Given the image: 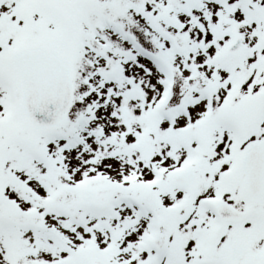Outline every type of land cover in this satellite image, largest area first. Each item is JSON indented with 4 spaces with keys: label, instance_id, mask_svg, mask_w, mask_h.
Listing matches in <instances>:
<instances>
[{
    "label": "snow or ice",
    "instance_id": "snow-or-ice-1",
    "mask_svg": "<svg viewBox=\"0 0 264 264\" xmlns=\"http://www.w3.org/2000/svg\"><path fill=\"white\" fill-rule=\"evenodd\" d=\"M0 264H264V0H0Z\"/></svg>",
    "mask_w": 264,
    "mask_h": 264
}]
</instances>
